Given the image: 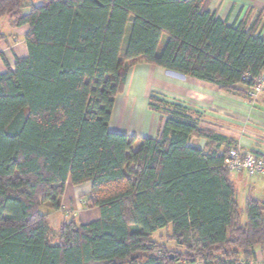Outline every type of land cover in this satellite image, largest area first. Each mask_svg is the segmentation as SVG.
<instances>
[{"label":"trees","instance_id":"16d2710c","mask_svg":"<svg viewBox=\"0 0 264 264\" xmlns=\"http://www.w3.org/2000/svg\"><path fill=\"white\" fill-rule=\"evenodd\" d=\"M2 17L28 30L27 56L13 69L0 51V264H256L259 254L264 264V200L239 206L223 165L231 141L158 95L149 99L166 115L157 138L135 146L109 131L139 63L249 100L264 72L261 15L248 26L223 21L204 0H0ZM68 182L91 183L85 204L100 218L52 232L40 209L59 210ZM165 229L183 251L152 239Z\"/></svg>","mask_w":264,"mask_h":264},{"label":"crops","instance_id":"0c3cea01","mask_svg":"<svg viewBox=\"0 0 264 264\" xmlns=\"http://www.w3.org/2000/svg\"><path fill=\"white\" fill-rule=\"evenodd\" d=\"M204 1L208 3L211 12L229 24L245 20L249 26L257 19L258 15H261L260 27L264 33V0ZM27 30V26L15 28V36L12 39L6 35L7 51H3L0 45V51L12 69L17 58L27 56L24 39ZM128 33L129 31L122 44L121 56L124 55L127 47ZM164 37L167 38L166 35L162 36L157 50L158 54L163 50L160 45ZM12 57L13 62L11 63ZM5 70V63L0 56V73ZM152 95H158L169 103L183 106L194 118L199 120L200 128L208 129L231 141L233 143L231 147H239L254 154L264 153V96H259L254 101H248L222 90L215 83L144 63L136 64L129 69L124 90L115 100L109 131L124 134L130 138L135 137V146L139 145L142 138H157L166 115L150 107L149 99ZM190 145L205 150L207 141L193 136L190 139ZM223 147L227 146L224 144ZM235 173L242 176L244 172ZM257 175L263 174H255L250 177ZM229 178L237 187V180L232 179L230 174ZM71 186L73 185L68 182L60 201L61 208L49 211V218H53L59 213L65 215L71 213L70 215H72L73 212L78 216L74 215L70 218L79 220L83 224L98 220L100 218L99 210L87 208L84 205L86 199L83 198L90 194L91 183Z\"/></svg>","mask_w":264,"mask_h":264},{"label":"rangeland","instance_id":"374dc122","mask_svg":"<svg viewBox=\"0 0 264 264\" xmlns=\"http://www.w3.org/2000/svg\"><path fill=\"white\" fill-rule=\"evenodd\" d=\"M33 2L35 4H40V3H42V0H33ZM0 32L7 35L10 39L14 38L15 28L10 24V20L8 17L0 18ZM128 38H129V33L127 35L126 40H128ZM166 40H167V38L164 37L163 41L161 42L160 48H162V47L164 48V46L166 44ZM6 43H7L6 40H4L1 43V48L3 49V51H7L8 44L6 45ZM22 46L24 48V45H22ZM12 60H13V57L11 59V63L13 62ZM230 177L232 179L234 178V180H237V183H236V185H237V187H236V189H237L236 200L238 201V204L241 208L244 207L245 199L248 196H254L258 199L264 200V174L263 175H257L255 177H250L245 172L242 174V176H240L239 174H237L235 172H230ZM71 187H73V186H71ZM251 187H253V188L250 189ZM67 194H69V192H67ZM86 197H87V195H86ZM86 197H84L83 199L85 200ZM84 205H85V207H87L85 203H84ZM52 210L53 209L51 208V206L48 203L44 204L40 209V211L42 213H48L49 211H52ZM60 212H62V211H60ZM70 214L71 213H67V215H65L64 213H59V215H56L53 218H49L50 225L52 226V227L50 226L52 229V232L53 231L57 232L63 221H65V220L67 221V219L71 220L70 217H73L74 215L78 216L77 213L72 212V215H70ZM241 220H242V222L246 221L245 214L242 215ZM77 222H80V221L78 220ZM152 239L163 244L167 251L179 252V251L184 250V248H182L175 240H173L171 229L159 230V231L155 232L154 234H152ZM262 259H263L262 254H259L258 259H257L258 262H256V263H261V261H263Z\"/></svg>","mask_w":264,"mask_h":264},{"label":"built area","instance_id":"2783aa9c","mask_svg":"<svg viewBox=\"0 0 264 264\" xmlns=\"http://www.w3.org/2000/svg\"><path fill=\"white\" fill-rule=\"evenodd\" d=\"M250 78L251 76L246 74L243 80L247 81ZM259 96H264V74L259 75L248 90V97L250 98L248 101H254ZM223 165L229 172H245L250 176L264 173V160L239 147L229 148Z\"/></svg>","mask_w":264,"mask_h":264}]
</instances>
